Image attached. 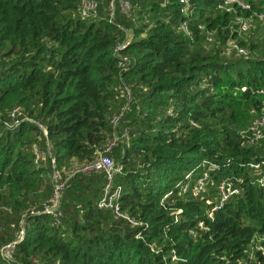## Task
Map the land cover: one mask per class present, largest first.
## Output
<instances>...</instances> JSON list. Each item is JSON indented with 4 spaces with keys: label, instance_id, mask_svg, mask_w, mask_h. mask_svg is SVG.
Instances as JSON below:
<instances>
[{
    "label": "trees",
    "instance_id": "obj_1",
    "mask_svg": "<svg viewBox=\"0 0 264 264\" xmlns=\"http://www.w3.org/2000/svg\"><path fill=\"white\" fill-rule=\"evenodd\" d=\"M79 1L0 0V248L24 228L0 264H264V185L247 164L264 137L244 133L264 101V18L252 33L238 19L264 0H112V13L95 0L93 17ZM114 137L113 182L137 223L98 205L106 176L91 169L68 178L57 216L43 211L54 169ZM188 172L204 191L176 185ZM226 176L238 191L214 208Z\"/></svg>",
    "mask_w": 264,
    "mask_h": 264
},
{
    "label": "built area",
    "instance_id": "obj_2",
    "mask_svg": "<svg viewBox=\"0 0 264 264\" xmlns=\"http://www.w3.org/2000/svg\"><path fill=\"white\" fill-rule=\"evenodd\" d=\"M183 3H187V0H181ZM233 0H226V2H230ZM238 1L243 7H247L248 5L245 4L242 1ZM96 7H97V2L95 0H80L79 1V13L82 16L86 17H93L95 16L96 13ZM122 8L124 10H127L129 8V4L126 1H122ZM113 10V1L111 0L110 2V13H112ZM240 23H241V28L243 30H246L248 28V22L245 19H241L240 17L238 18ZM183 26V25H182ZM121 43H118L116 46V49H120ZM232 46L237 49L239 53H244L245 54V48L241 46L240 44L233 42ZM120 65H123V62L120 61ZM119 91L121 94L126 95L129 98V89L126 85H121L119 87ZM262 92H264V89H261ZM127 107V104L125 105ZM21 109L19 107H14L11 111V115L15 116L20 114ZM121 116V113L113 116L112 121L116 123L118 121V118ZM31 120V119H30ZM39 124V123H38ZM42 128L43 126L39 124ZM264 101L259 107L258 110V115L256 118H254L250 124L245 128L244 133H245V142L248 144L255 143L258 139L264 137ZM44 134H46V130L44 128ZM124 135L127 134L126 130H124ZM117 137H114L112 140H110L107 145L105 146L104 149H97L95 151V155L92 158V160L85 165H82L80 167H77L71 172H68L65 177H61L59 172L54 169L52 177H53V183H54V188L51 196L49 197L48 201L44 204L43 206V211L52 213L53 215L57 216L58 212V206H59V201H60V192L61 189L64 187V184L68 180V178L71 176V174L74 171L77 170H98L104 172L106 176V182L104 185L103 189V194L98 201V205L100 207L108 208L111 209L117 216H122L126 219H128L131 223L136 224L137 222L128 216L125 212H123L120 208V203H119V194L121 192V185L120 184H114L113 182V177L117 171L120 170V167L116 165L114 159L112 156L109 155L108 150L110 149L111 145L115 143ZM49 146L50 144H47L46 149H39L37 146H34V152H35V161H39L40 159H44L46 155L49 153ZM249 167L252 169L255 177L254 180L255 182L259 185L262 186L264 185V159H259V160H254L250 161L247 163ZM55 163H53V166ZM191 172H188L185 175L184 180H180L177 182V186L181 187L182 191H186L188 189L191 190V193L193 195L199 194L201 191H204L206 188L205 185V176L199 177L192 186L190 185V175ZM220 188V200L219 204H215L213 207L216 208L220 205H222L223 201L229 197L234 192L238 191V187L233 186L232 182L230 181L229 177H225L222 179V181L219 184ZM171 191H168L165 193L162 197L165 198L167 197ZM210 202V200H207ZM38 211L36 209H31L30 212ZM209 215L212 214V211L208 212ZM57 219V218H56ZM202 224V222H200ZM24 235V228L23 226L21 227L19 233H18V238L4 244L1 246L0 250L2 254L5 257H11V253L13 251V247L16 241H18L22 236ZM175 258V255L173 256ZM245 264H253L250 261H246Z\"/></svg>",
    "mask_w": 264,
    "mask_h": 264
},
{
    "label": "rangeland",
    "instance_id": "obj_3",
    "mask_svg": "<svg viewBox=\"0 0 264 264\" xmlns=\"http://www.w3.org/2000/svg\"><path fill=\"white\" fill-rule=\"evenodd\" d=\"M239 1H242V0H239ZM242 2H244V3L247 4V5H249L246 1H242ZM247 7H248V6H247ZM256 15H257V16H256L257 19H254V18L252 17V15H249V16H246V17H245V20H246L249 24H251V21H252L253 27H252L251 33H252V31H253V29H254V25L257 23V21H258V20H260V21L263 20V18H264V11H262V12L256 14ZM257 30L259 31V30H261V29H257ZM258 31H257V32H258ZM242 54H244V53H242ZM257 244H258V243H257Z\"/></svg>",
    "mask_w": 264,
    "mask_h": 264
}]
</instances>
